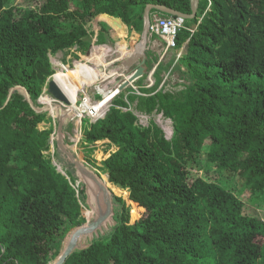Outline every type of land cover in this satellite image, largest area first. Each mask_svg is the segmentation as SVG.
I'll list each match as a JSON object with an SVG mask.
<instances>
[{
    "label": "trees",
    "instance_id": "1",
    "mask_svg": "<svg viewBox=\"0 0 264 264\" xmlns=\"http://www.w3.org/2000/svg\"><path fill=\"white\" fill-rule=\"evenodd\" d=\"M151 3L191 12V0H0V264L54 263L95 213L56 142L66 174L47 154L53 125L39 127L51 120L37 110L55 72L51 55L85 53L93 36L100 46L115 42L103 14L141 32ZM175 18L183 23L176 48L187 43L184 63L174 66L183 88L159 89V67L153 87H138L143 94L128 87L102 116L83 118L87 164L96 167L97 141L115 147L98 169L129 191L133 207L112 194L113 226L84 237L85 248L63 264H264V218L241 198L264 204V0H200L194 18ZM135 111L162 113L172 137L153 121L140 124ZM203 157L237 189L190 171Z\"/></svg>",
    "mask_w": 264,
    "mask_h": 264
},
{
    "label": "rangeland",
    "instance_id": "2",
    "mask_svg": "<svg viewBox=\"0 0 264 264\" xmlns=\"http://www.w3.org/2000/svg\"><path fill=\"white\" fill-rule=\"evenodd\" d=\"M29 4H31V0H8V5H18V6H22V7H26ZM73 8V5H72ZM157 11H153L151 12V15ZM104 17L101 16L100 19H105L102 18ZM99 19V20H100ZM118 29V28H117ZM130 31V30H129ZM118 32L119 29H118ZM136 31L133 30L131 32H129L128 37L132 39H128V37L124 34V39L123 38H118L116 39L117 43L114 42H110L109 44H107V46H100L97 44V37H91V47L90 49L87 50V52L85 53H79V57L76 56L75 52V48H73V50L69 51L68 54H65L64 52L60 51L56 54L51 55V60L53 63V67L55 69L54 74L50 77V79H54V78H60L61 80H65V78H68L70 81L66 84H64L63 82V88L62 90L68 94V98L71 101V105L68 109H66V106L62 105L61 103H59L57 100H55V98L48 93L47 91V85L45 86V91L43 92V94L41 95V97L39 98V103H40V107H37V109L39 111H46L47 112V116L49 118H51L50 121L48 122H43L41 124H39L40 128H49L51 127V125H53L54 127V131L52 133V141H51V149L47 152V154H51V156L53 157V162L54 164L57 165L58 170H62V172H64L66 174V166L64 162H60L57 157H55L54 153H55V142L57 143L58 139V134H59V124L61 121H63V143L65 145H67L74 153L75 155L83 160L85 163L86 159H85V154L84 152L86 151V141H85V136L83 134V130H82V125H83V118L84 117H88L92 119V113H91V109H90V104H92L93 102H99V101H103L105 99L104 97V93L100 92L99 90H97V86L101 85V86H105L108 89V94L110 99L118 93V86L117 83L121 82L124 79L125 75H129L136 67L134 66L132 69L130 70H126V71H122L123 67V58L130 54L131 51L137 46V44L139 43V39H140V35L141 32L135 33ZM159 39V38H157ZM153 40H155V38L153 37ZM129 41V43H128ZM128 44V48H126V50H129L130 53H128L126 50H123L124 48H121L119 45L120 44ZM160 45L158 46V50L160 51V55H162L163 53V48H164V43L163 42H159ZM96 46V47H94ZM156 49V48H155ZM185 51V49H178V48H174V49H170V51L165 53V57L163 59V61H169L170 59L173 60L172 62L175 63L176 60V55L178 53L183 54ZM146 52L148 53V55L153 56V52L150 49H146ZM154 57V56H153ZM158 57V55L156 56ZM126 58V57H125ZM159 59V57H158ZM125 60V59H124ZM181 57L179 58V65H182L184 63V60H181ZM170 62V63H172ZM153 62H151L149 64V67L146 69V75L144 78H141L139 81L135 82L133 85L135 87H140L143 86L146 88H151L153 81L149 80L153 78H155V81L157 82V80L159 79L158 75L159 73L157 72V74L155 75V77L152 76V72L155 71L157 64H154ZM65 67H67L68 72H64ZM86 67H90V68H86ZM93 68L95 70V72L97 71V73H88V74H84V75H74L77 74L79 72H83L85 73V70H89ZM171 68V66H169L167 68V71ZM101 69V72H98V70ZM162 69V68H161ZM164 70V69H163ZM166 70V69H165ZM89 72V71H86ZM162 72V71H161ZM173 77L169 80V86H166V91H172V93H177L178 91H180L183 87L180 83V80H182L180 77L181 74L180 72L177 70V68H175V70L173 69L172 73ZM161 75V73H160ZM159 75V76H160ZM164 75V74H163ZM161 77V76H160ZM179 79V80H178ZM56 81V80H55ZM183 83V82H182ZM147 86H151V87H147ZM80 87H82V89H80ZM161 85L159 86L160 89ZM116 88V89H113ZM18 89L20 92L23 93V95L26 97V95L24 94V89L22 87H18L16 88ZM141 89H138L137 91L140 93ZM136 90V89H135ZM125 93H128V90H125ZM100 96V98L98 97ZM85 97H89L91 99V101L93 100V102L90 103L89 102L83 104L84 98ZM104 97V98H103ZM112 102V99L106 104V107L103 111H101L100 113H103L110 107ZM101 103V102H100ZM68 111V112H67ZM137 115L139 116V123L142 125H148L150 122H155L157 123L161 128H163L165 135L168 138H171L174 132L173 129V125H172V121L168 118H165L163 116V114H152V115H146L144 113H140L137 112ZM99 112L96 114H93L94 118L97 117L98 114H100ZM102 114V115H103ZM80 115H83L80 118ZM69 123V125H68ZM68 125V127H67ZM67 127V128H66ZM70 127V128H69ZM113 149H115V147L110 148L108 147V141L107 140H101V141H97L95 146H94V151L93 154L91 155V157H94L97 161L96 167L93 165H90L88 163V165L93 169L94 172L100 174L101 177H103L104 179V183L106 184V186L108 187V195L112 196L113 195H118V196H122L127 204H129L131 207H133L132 203L130 202L129 199V191L119 188L115 185H113L112 183H110V181H107L105 178H108L107 173L102 174L101 171L98 169V167H100L102 165V161L107 158L109 156V154L113 151ZM85 150V151H84ZM190 171H192L193 173L197 172V169L199 170L198 174L202 177H205L207 179H212V180H217L219 179L220 182H224L226 183L229 187L234 188V190L237 189V185H235V181L234 178L229 177L227 175H225L224 173H220L218 168L209 162H205V158L203 157L202 162L200 161V165H198L196 168H189ZM59 170V171H60ZM77 173V171H76ZM76 183L78 184H85L86 190H87V185L84 181H82L80 179V176H78V179L76 180ZM89 183H91L90 185L92 186V188H94V190L99 193L98 191V187L94 185L93 182L89 181ZM91 190L90 188H88V193L90 197H87L86 199V205L85 207L89 208L90 206L88 205V203H95L94 201V197L95 194L90 193ZM241 198L244 199V201L246 202V210L249 214L264 218V204L261 203H256V202H249L248 201V197L245 193L241 194ZM87 220V218H86ZM113 226V221L112 224L109 225V228H111ZM109 230V229H108ZM91 241H89L90 243ZM88 243V244H89Z\"/></svg>",
    "mask_w": 264,
    "mask_h": 264
},
{
    "label": "water",
    "instance_id": "3",
    "mask_svg": "<svg viewBox=\"0 0 264 264\" xmlns=\"http://www.w3.org/2000/svg\"><path fill=\"white\" fill-rule=\"evenodd\" d=\"M199 2L200 0H191V12L190 13H183L173 8L167 7L166 5H163V4H152L151 3V4L146 5L145 10H144V23H143V28L141 31L139 43L124 60L125 69H129L130 66L140 58H141V64L139 65L138 68H136L129 75H127L121 82H118L119 91H124L129 86H131L134 82H136L138 79L142 78L146 73V65H145L146 48L148 45L149 29H150V25L152 21L151 10L155 9L157 12L165 13V14H168L174 17L182 18V19H192L197 15ZM115 18L119 22H121L124 27L126 26L125 23L121 20V18L119 17H115ZM18 87H21V86H16L15 88H18ZM15 88L11 89L10 94L13 92V90H15ZM22 88L24 89V94L26 95V99L32 103L28 90L25 87H22ZM47 91L55 98V100H57L62 105L69 106L72 104L69 98L67 97V95L65 94V92L62 90L59 84L55 81V78L48 79ZM58 124H59L58 125L59 134L57 137L58 139H56L58 148L64 155L67 156L69 161L74 164V166L76 167L78 176H80V179L86 183L87 197H90L88 193V188H90L91 190L90 193L95 194V197H94L95 207H93L95 213H94V217L91 220L87 219V221L84 224L78 226L72 231L69 239L64 244L62 253L52 264H63L66 261V259L74 251L85 248V246L83 247L81 246V242L84 237L88 235L94 236L98 234L99 231H102L103 229H106V230L110 229L109 225L112 224L113 216L115 213L112 196L108 195V187L104 183L103 177H101L98 173L94 172L93 169L87 163L79 159L75 155V153L67 145L63 143V139H62L63 121H61ZM49 140L52 141V136L49 138ZM60 171L62 172V170ZM62 173L65 174L64 172ZM89 181L93 182L94 185L98 187L99 193H97L94 190V188H92V186L90 185L91 183H89ZM77 185L79 186L78 183Z\"/></svg>",
    "mask_w": 264,
    "mask_h": 264
},
{
    "label": "built area",
    "instance_id": "4",
    "mask_svg": "<svg viewBox=\"0 0 264 264\" xmlns=\"http://www.w3.org/2000/svg\"><path fill=\"white\" fill-rule=\"evenodd\" d=\"M182 27H183V23L180 20L176 19L174 16H170V15H160V13H154V15L152 14V21H151V25H150L149 32H150L151 35L159 36V37H161L165 41V45H164V48H163L164 50L162 52L163 54L161 56L164 57V55H165L166 52L170 51V49L176 48V37H177L178 32L182 29ZM181 56H182V54L181 53H178L176 55L177 60ZM174 66H175V64L171 67V69L167 73H165L163 75V80H162V82L160 84L161 87L163 85L169 86V84H170L169 83V79H170V77L173 76L171 73H172V71L174 69ZM156 69H157V67H156ZM152 73H154V71ZM149 80L153 81V83H152V86H153L155 84V80H152L150 78H149ZM181 82H182V80H180V83ZM133 84L131 86L134 89H136V92L138 94H143V93L138 92L137 91L138 88L135 87ZM117 86H119V85L117 84ZM131 86H129V87H131ZM147 87H151V86H147ZM113 89H116V88H113ZM44 91H45V88H44ZM120 92L121 91L118 90V93L117 94H119ZM117 94H115L114 97ZM89 100L91 101V99L89 97H85L84 98V101H83V104L89 102ZM92 102H93V100H92ZM69 107H70V105L69 106H66V109H68ZM102 114L103 113L98 114L96 118L102 116ZM82 116L83 115H80V118ZM93 116L94 115L92 114V119L93 120L96 119V118H94L95 116L94 117ZM77 187H78V185H77Z\"/></svg>",
    "mask_w": 264,
    "mask_h": 264
},
{
    "label": "crops",
    "instance_id": "5",
    "mask_svg": "<svg viewBox=\"0 0 264 264\" xmlns=\"http://www.w3.org/2000/svg\"><path fill=\"white\" fill-rule=\"evenodd\" d=\"M103 15H106L105 17H102V18H105V19H103V20H105L109 25H110V33L113 35V37H114V39H115V42L114 43H117L116 42V39H118V38H123L124 39V34L128 37V35H129V32H131V31H129V28H128V26L126 25L125 27H124V29H123V32L124 33H120V32H118V29L115 27V25L113 24L114 22H112V20L113 19H116L114 16H111V15H108V14H103ZM121 23V22H120ZM122 24V23H121ZM122 26H123V24H122ZM95 27L97 28L98 26L97 25H95ZM119 27V26H118ZM133 31V30H132ZM136 31V30H135ZM135 33H138V31H136ZM94 37H96V36H94ZM153 37H154V35H151L150 34V32H149V40H148V45H147V48L148 49H150V50H152V52H153V56H149V58H148V53L146 52V62H145V65H146V69L149 67V64L151 63V62H153L154 64H157V68H159V67H161L162 68V72H161V80H163V74H165V73H167L168 71H167V68L169 67V66H173L174 64L176 65L178 62H179V59L177 60V57H176V60H175V63L174 62H172L173 60H169V61H163V59H164V57L166 56V55H164V57L163 56H161L160 55V51L158 50V46L160 45V41L161 42H163L164 44L163 45H165V41L161 38V37H159V36H155L154 38H155V40H153ZM157 38H159V39H157ZM128 39H132V37L131 38H129L128 37ZM128 43H129V41H128ZM126 45V47L128 48V44H125ZM105 46H107V45H105ZM186 46H187V43L182 47V49H185V51H186ZM94 47H96V46H94ZM146 48V49H147ZM156 48V49H155ZM184 51V52H185ZM74 53H77V54H79L80 52H78V51H75ZM129 55V54H128ZM128 55H126L125 57H127ZM158 55V57H159V59H158V57H156ZM125 57L123 58V65H122V71H128V70H130V69H132L134 66L136 67V68H138L139 67V65L141 64V58L140 59H138L137 61H135L131 66H130V68L129 69H125V67H124V59H125ZM163 57V58H162ZM170 62H172V63H170ZM153 64V65H154ZM135 68V69H136ZM134 69V70H135ZM164 69V70H163ZM166 69V70H165ZM101 70V69H100ZM133 70V71H134ZM157 70V69H156ZM155 70V71H156ZM102 71V70H101ZM155 71H154V73L152 74V76L153 77H155ZM127 75H125L124 76V78L126 77ZM173 77V76H172ZM172 77H170V79L172 78ZM141 79V78H140ZM140 79H138L137 81H139ZM169 79V80H170ZM153 80H155V78H153ZM136 81V82H137ZM156 82V81H155ZM162 82V81H161ZM135 83V82H134ZM118 84V83H117ZM113 98V97H112ZM41 129H44V128H41ZM116 149V148H115ZM115 149H113V151L115 150Z\"/></svg>",
    "mask_w": 264,
    "mask_h": 264
},
{
    "label": "bare ground",
    "instance_id": "6",
    "mask_svg": "<svg viewBox=\"0 0 264 264\" xmlns=\"http://www.w3.org/2000/svg\"><path fill=\"white\" fill-rule=\"evenodd\" d=\"M123 48H125V47H123ZM126 49V48H125ZM64 72H68V70H67V67H65L64 66ZM87 69L88 68H90V67H86ZM86 71H89V72H86ZM98 72H101V70L99 69L98 70ZM88 73H97V71L95 72V70L93 69V68H91V69H89V70H85V73H83V72H79V73H77V74H74V75H84V74H88ZM55 80H56V82L59 84V86L61 87V88H63V82H64V84H66V83H68L70 80L68 79V78H65V80H61L60 78H55ZM80 89H82V87H80ZM83 90V89H82ZM97 90H99L100 92H103L104 93V97H105V99L103 100V101H99V102H93L92 104H90L89 106H90V109H91V113L92 114H96V113H100L101 111H103L104 109H105V107H106V104L109 102V100H110V97H109V94H108V89L105 87V86H101V85H99V86H97ZM66 95H67V97H68V94L67 93H65ZM103 97V98H104ZM114 97V96H113ZM112 99V98H111ZM92 101H90V103H91ZM101 102V103H100ZM104 179V178H103Z\"/></svg>",
    "mask_w": 264,
    "mask_h": 264
}]
</instances>
